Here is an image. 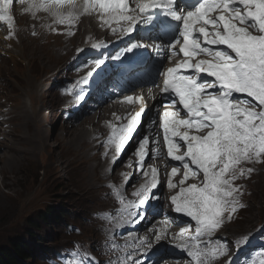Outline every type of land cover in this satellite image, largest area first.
<instances>
[{"label":"snow or ice","instance_id":"snow-or-ice-1","mask_svg":"<svg viewBox=\"0 0 264 264\" xmlns=\"http://www.w3.org/2000/svg\"><path fill=\"white\" fill-rule=\"evenodd\" d=\"M13 3L14 0H0V18L6 16V6ZM92 3L105 13H116V19L134 25L150 10L163 8V0H145L138 4L139 14L142 15L129 16L124 14L128 10L126 0H92ZM233 3L242 5L243 12L240 7L233 9ZM217 11L220 14L212 18L210 13ZM169 14L174 20L182 21V31L174 42L177 44L182 38L179 52L186 59L167 70L163 92L174 94L189 118H178V111H164L162 127L165 142L172 160L185 161L187 157L184 162L185 179L189 173L196 175L190 165L203 173L202 187L195 184L181 187L179 194L172 196L171 202L177 213L186 214L196 223L199 234L213 231L221 225V216L229 203L226 198L232 197L236 191L232 187L235 171L230 179L226 178V173L242 160L252 159L253 155L258 159L264 154V111H254L255 105L241 107L247 103L245 101L230 100L234 93L246 94L264 107V0H203L183 18L174 11ZM249 20L252 23L249 24ZM201 24L207 27H196ZM209 25L212 26L211 31ZM251 30L260 35H254ZM194 33L203 38V44L223 45L227 50L213 51L211 47H203ZM202 52L211 59H200L193 64L192 59ZM100 63L102 61H97L96 66ZM180 70L205 73L214 80L202 84L193 76L180 74ZM216 88H219L218 93L207 91ZM131 99L128 97L129 101ZM170 103L174 106L176 100ZM136 115L139 119L140 113ZM257 119L259 124L255 123ZM180 128L185 131L181 133ZM189 129L208 131L204 135H189ZM174 137L186 143L183 155L176 154L180 145ZM177 172L178 168H173L172 175ZM169 184L175 187L171 181ZM152 187L155 189L157 183H153ZM232 203V212H236L235 201ZM157 239L160 237L157 236Z\"/></svg>","mask_w":264,"mask_h":264},{"label":"rangeland","instance_id":"rangeland-1","mask_svg":"<svg viewBox=\"0 0 264 264\" xmlns=\"http://www.w3.org/2000/svg\"><path fill=\"white\" fill-rule=\"evenodd\" d=\"M21 45L32 48V45L15 44L12 50L14 54L22 48ZM35 47L40 50L38 45ZM45 47L48 48V46ZM25 52L26 50L22 55L20 50L18 56L0 63V73L6 79L4 96L13 100L14 107L20 115L23 111L25 112L24 121L33 123L23 124V117L18 121L10 120L11 125L8 128L11 130L14 126L13 134L8 139V136H0V155L3 153L8 155L5 145L26 142L29 138L32 140L29 141L31 145L28 146L38 150L39 153L41 142L36 131H39L37 124L42 119L45 129L44 138L50 140L53 147L46 158L39 156V159H37L38 156H33L29 149L34 162H40L39 165L21 161V165L14 171L0 174V249H11L15 243H23L29 250L30 256L24 264H44L43 257L49 249L70 244L69 239L75 237L74 235L68 237L63 232L69 223L82 227L81 236L84 238L91 241L98 238L96 228L90 224L89 212L101 206L97 180L103 164L93 155L91 148L90 150L87 148V153H84L82 146L79 147L80 145L76 144L74 140L76 130H70L66 135L59 131L60 122L57 120V111L53 118L47 116L51 113V108L46 106L48 102L39 99L31 109L29 91L35 90L29 88L28 80L35 74L30 75L29 61L25 58ZM59 57L61 70L58 69L53 75L45 76V79L49 81L46 87L47 100L50 99L51 102L56 100L54 102L57 103L55 86L63 82V76H66L71 69L65 66L68 57ZM2 102L3 98L0 99V103ZM40 104H44L45 107L40 109L38 107ZM87 126L90 128L92 125ZM86 139L88 141V135ZM91 172H94V176L89 178ZM7 175H11L8 185L4 183ZM261 179L263 180L259 182ZM263 181L264 172L252 183L254 192L249 198L250 208L244 212L242 220L230 225L231 233L247 232L256 225L264 223ZM225 232L228 233V231Z\"/></svg>","mask_w":264,"mask_h":264},{"label":"bare ground","instance_id":"bare-ground-1","mask_svg":"<svg viewBox=\"0 0 264 264\" xmlns=\"http://www.w3.org/2000/svg\"><path fill=\"white\" fill-rule=\"evenodd\" d=\"M35 45L33 44L32 48H28L26 46H23V48H21L22 55L24 54V51L26 50L25 58L29 61L30 75L35 74L31 78L28 77V79L30 78L28 80L29 86H30L29 88H32L35 90V91H31V90L29 91V95L31 97V109L34 108V105H36L38 103L39 99L45 100L46 102H48V104L46 106L51 108V113L47 116L49 118H53V116H55V113H56L57 102H54L56 100H54L52 102L50 99L47 100V96H46L47 88L46 87H47V82H49V81H47L48 79L47 80L45 79V76H47L49 74L53 75V73H55L58 69L61 70V67H60L61 58L59 56L54 55L53 52H51L49 48L39 46L40 50H38V49H36ZM33 66H36L37 68L34 67L35 68L34 69ZM53 96H55V95H53ZM51 98H53V97L51 96ZM38 107H40V109H41L42 107H45V106H44V104H40V105H38ZM38 111H40V110H38ZM24 114H25L24 111L21 115L18 113L19 120L21 117H23V124H29L30 122L33 123L32 121H30V122L27 120L24 121ZM27 114H29V113H27ZM26 119H27V117H26ZM91 122H92V120H91ZM37 126L39 128V131L37 130L38 132L36 131V133H37V137H39L40 142H41V146L39 148L40 149L39 153H38V150L31 149L28 146V145H31L30 144L31 142L29 143V141L32 140L29 137H28L29 139L26 142L17 143V144H14L15 143L14 142L13 144H11V146L9 144L5 145L8 155L5 153L0 155V174H5L8 171H14L19 165H21V161H26V163H31V164L33 163L36 166L39 165L40 162H34V158L30 154V151L32 152L33 156H35V157L38 156L37 159H39V156H41L42 158H44V157L46 158L48 156V152L50 149H52L53 144L50 142V140H46L44 138V135H45L44 130L45 129H44V124H43V119L40 122H38ZM87 133H89V132L86 131L85 129L76 130L74 133L75 134L74 140L76 141L77 145H80L79 147L82 146L84 153H87V148H88V144L84 138V136L87 135ZM33 135H35V134H33ZM20 139H21V137H20ZM35 139H36V137H35ZM35 144H33V145H35ZM74 148H75V146H74ZM29 149H30V151H29ZM43 149H44V151H43ZM10 153H11V155H10ZM50 153H52V151ZM84 165H87V164H84ZM46 167H48V166H46ZM84 170H83V172H84ZM11 173H13V172H11ZM84 174H85V172H84ZM10 176L11 175H7L4 178V180H5L4 183H6L7 185L10 183L9 182ZM93 176H94V172H91L89 178H91ZM87 179H88V177H87ZM263 184H264V181H263ZM249 231H247V232H249ZM247 232H243V233H247Z\"/></svg>","mask_w":264,"mask_h":264},{"label":"trees","instance_id":"trees-1","mask_svg":"<svg viewBox=\"0 0 264 264\" xmlns=\"http://www.w3.org/2000/svg\"><path fill=\"white\" fill-rule=\"evenodd\" d=\"M13 246L11 249H0V264H24L30 259L29 250L25 244L18 242Z\"/></svg>","mask_w":264,"mask_h":264}]
</instances>
